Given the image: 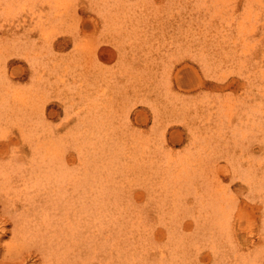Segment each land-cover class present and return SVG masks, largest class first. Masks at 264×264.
Here are the masks:
<instances>
[{
  "label": "rangeland",
  "instance_id": "374dc122",
  "mask_svg": "<svg viewBox=\"0 0 264 264\" xmlns=\"http://www.w3.org/2000/svg\"><path fill=\"white\" fill-rule=\"evenodd\" d=\"M113 1V15H104L108 0H70L68 12L41 7L54 19L55 41L68 42L51 54L53 93L41 95L42 113L48 105L59 145L82 146L87 177L115 179L118 264H245L239 259L247 249L238 250L235 235L259 222L239 214L246 194L230 171L264 157V0ZM186 66L238 85L185 90L177 81L189 84ZM30 79L15 85L26 87ZM117 142L126 147L122 164L134 157L131 174L118 170ZM67 153L75 172L78 153ZM216 193L235 197L225 203L229 216L219 227L204 221ZM2 208L0 202V216L8 219ZM31 234L21 232L14 257L46 264L41 238Z\"/></svg>",
  "mask_w": 264,
  "mask_h": 264
},
{
  "label": "bare ground",
  "instance_id": "6f19581e",
  "mask_svg": "<svg viewBox=\"0 0 264 264\" xmlns=\"http://www.w3.org/2000/svg\"><path fill=\"white\" fill-rule=\"evenodd\" d=\"M105 4L104 15H113L117 9L114 1L108 0ZM55 5L60 11L67 9L68 12L70 0H0V202L3 211L9 215L8 219L0 216V264L26 263L25 258L14 257L21 248L19 235L23 230L31 231L35 240L41 238V258L46 264H118L114 226L116 181L105 172L106 175L99 179L87 177L83 173L86 158L82 146L59 145L49 123L53 113L49 112L48 105L42 113L40 106L41 95L53 93L50 80L55 65L51 54L68 47L66 40L60 43L53 38V17L42 14L41 7ZM78 19L81 21L80 17ZM108 52L104 51L105 54ZM127 56H130L128 52ZM24 64L26 68H23ZM188 71L191 75L189 84H184L183 79L177 81L185 90H225L238 85L236 80L226 84L225 79H205L194 67H189ZM28 74L31 75L29 85H15V80H25ZM42 114L44 120L40 121ZM91 119L92 116L89 121ZM259 125L256 122V126ZM115 134L111 135L113 140ZM114 146L116 159H113L122 165L118 170L124 169L131 174L133 156H127V162L122 164L126 147L121 142ZM71 149L79 157L75 172L67 153ZM259 151L264 156V145H260ZM179 165L181 172L186 170L183 162ZM230 172L232 182L240 185L237 190L246 194L245 205H238L239 214L247 212L259 222L248 232L235 235L238 250L247 249L244 259L239 260L245 264H264V249H261L264 246V157L237 162ZM225 196L221 200L216 193L215 204L204 207L205 223L210 220L217 227L225 223L229 216L225 203L235 199L232 194ZM231 201L230 206L235 210ZM246 207H251L250 211ZM233 213L231 217L236 218ZM11 223L14 224L10 231L13 240L8 246L3 240L10 234L7 227ZM5 251L9 252L7 257ZM106 257H110L109 262H105Z\"/></svg>",
  "mask_w": 264,
  "mask_h": 264
}]
</instances>
